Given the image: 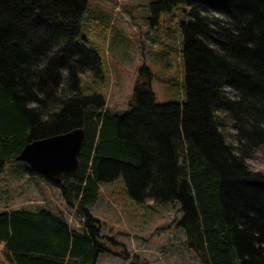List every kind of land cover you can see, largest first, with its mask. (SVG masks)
<instances>
[{"label": "trees", "instance_id": "1", "mask_svg": "<svg viewBox=\"0 0 264 264\" xmlns=\"http://www.w3.org/2000/svg\"><path fill=\"white\" fill-rule=\"evenodd\" d=\"M178 3L189 15L184 101L156 103L142 66L119 114L81 87L83 75L101 74L97 52L78 41L87 0H0V172L31 140L85 132L74 176L52 183L24 171L56 187L81 226L44 205L1 209L10 263L96 264L113 252L90 206L101 183L121 177L136 203H178L175 225L199 264H264V173L246 163L264 143V0L153 5Z\"/></svg>", "mask_w": 264, "mask_h": 264}, {"label": "rangeland", "instance_id": "2", "mask_svg": "<svg viewBox=\"0 0 264 264\" xmlns=\"http://www.w3.org/2000/svg\"><path fill=\"white\" fill-rule=\"evenodd\" d=\"M158 0H87L78 41L100 57L99 77L83 75L84 93L105 96L106 108L123 114L129 110L135 80L150 72V86L156 103H182L184 66L180 24L188 21V6L178 3L170 10L155 9ZM254 171L264 173V143L246 161ZM26 163L7 164L0 172V210L3 208L48 206L61 212L79 228L81 221L67 207L59 190L39 175L25 174ZM91 214L100 222L101 233L113 238L111 250L101 252L96 264H199L197 255L184 243L178 203L147 200L136 203L122 178L101 183ZM127 256L124 257V252ZM0 264H9L0 244Z\"/></svg>", "mask_w": 264, "mask_h": 264}, {"label": "water", "instance_id": "3", "mask_svg": "<svg viewBox=\"0 0 264 264\" xmlns=\"http://www.w3.org/2000/svg\"><path fill=\"white\" fill-rule=\"evenodd\" d=\"M85 137L82 127L27 142L16 159L50 182L74 176L79 168L78 155Z\"/></svg>", "mask_w": 264, "mask_h": 264}, {"label": "crops", "instance_id": "4", "mask_svg": "<svg viewBox=\"0 0 264 264\" xmlns=\"http://www.w3.org/2000/svg\"><path fill=\"white\" fill-rule=\"evenodd\" d=\"M8 263H9V264H12V263H10L9 261H8Z\"/></svg>", "mask_w": 264, "mask_h": 264}]
</instances>
